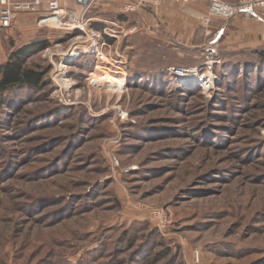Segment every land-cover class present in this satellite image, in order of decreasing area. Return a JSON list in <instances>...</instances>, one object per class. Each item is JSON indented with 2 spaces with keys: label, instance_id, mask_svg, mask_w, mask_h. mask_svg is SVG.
<instances>
[{
  "label": "rangeland",
  "instance_id": "obj_1",
  "mask_svg": "<svg viewBox=\"0 0 264 264\" xmlns=\"http://www.w3.org/2000/svg\"><path fill=\"white\" fill-rule=\"evenodd\" d=\"M39 19L0 27V64L49 43L29 60L45 86L0 103V264H264V75L226 82L220 52L205 72V52L167 58L147 33L101 68Z\"/></svg>",
  "mask_w": 264,
  "mask_h": 264
},
{
  "label": "built area",
  "instance_id": "obj_2",
  "mask_svg": "<svg viewBox=\"0 0 264 264\" xmlns=\"http://www.w3.org/2000/svg\"><path fill=\"white\" fill-rule=\"evenodd\" d=\"M164 0H131L122 8L123 14L138 13L140 11L151 10L158 13ZM182 3H192L197 0H175ZM209 4V16L205 20L209 23L211 18L220 17L226 20L234 19L237 16L256 17L259 12H264V0H240L230 3L226 0H205ZM113 0H0V27L11 28L21 14L38 15V26H51L54 30L65 33L78 32L87 42L92 43L93 52L100 62V66L105 63L114 66L118 60H114L112 55L107 53V48L112 46L105 38L120 40L147 32V28L141 29L138 26H126L123 22L113 20H95L91 15L100 12L104 7L112 5ZM52 21L51 24L47 22ZM98 23V24H97ZM102 25L97 27V25ZM221 33V32H220ZM219 33V34H220ZM206 62L205 72H213V69L220 65L222 59L214 41L205 48ZM111 62L113 64H111ZM99 66V67H100ZM175 77L179 74H192L194 70L177 67L172 69ZM150 219L158 221L162 225L166 221L164 209L153 208L150 210ZM199 253L197 252V259Z\"/></svg>",
  "mask_w": 264,
  "mask_h": 264
},
{
  "label": "crops",
  "instance_id": "obj_3",
  "mask_svg": "<svg viewBox=\"0 0 264 264\" xmlns=\"http://www.w3.org/2000/svg\"><path fill=\"white\" fill-rule=\"evenodd\" d=\"M130 1L113 0L112 5L104 7L91 16L95 20L109 19L123 22L130 27L138 26L141 31L147 28L145 33L149 37H157L156 35L161 32L170 41L186 48L195 47L197 40L202 41L201 36L203 44L200 47L206 48L210 42L220 36L216 45L223 56L233 54L248 56V53L264 49V12H259L256 17L237 16L231 20L214 17L206 23L209 4L205 0L192 3L164 0L157 14L148 9L138 13L123 14V6ZM226 1L236 3L240 0ZM24 15L27 14L18 16L16 22L18 27H21Z\"/></svg>",
  "mask_w": 264,
  "mask_h": 264
},
{
  "label": "trees",
  "instance_id": "obj_4",
  "mask_svg": "<svg viewBox=\"0 0 264 264\" xmlns=\"http://www.w3.org/2000/svg\"><path fill=\"white\" fill-rule=\"evenodd\" d=\"M100 27V25H97ZM4 30V29H3ZM69 34H79L78 32L69 33ZM2 35V34H1ZM157 37H151L152 40H160V42H165L166 50H163L162 53L167 58L176 57L179 51H184L188 54H198L200 52H205V48L200 46L203 44V38L197 40L195 47L186 48L178 45L177 43L170 41L169 38L163 33L159 32ZM149 38V36H147ZM166 39V40H165ZM109 43H113V39L105 38ZM49 48V43L43 41L40 43H34L22 47L16 48V45L12 46V52L9 54L7 60L4 63L0 64V103L9 106V102L13 100L14 94H18L22 90H32L38 91L45 86L44 78L47 74V71H44L41 68L31 67L29 65V60L34 53V51L46 50ZM147 57H155L154 61H151L147 68L156 67V64L159 66H165L163 62L158 61L159 50L154 51L151 46L147 45ZM224 67L221 75L222 78H225L226 82H229L230 78L234 76L236 78H250L254 75H259L257 78L263 77L264 71V49L257 50L252 53H248V56L244 54H233V55H224ZM173 65V64H172ZM259 66V67H258ZM226 71V72H225ZM219 74V70L216 71ZM241 75V76H240ZM249 82V81H248ZM125 240H127L125 238ZM131 240V239H130ZM127 241L126 243L132 245V241ZM152 256L147 257V260H150ZM174 259V258H173ZM153 258L147 261V264H152ZM157 261V260H156ZM155 261V262H156ZM156 264V263H155Z\"/></svg>",
  "mask_w": 264,
  "mask_h": 264
},
{
  "label": "bare ground",
  "instance_id": "obj_5",
  "mask_svg": "<svg viewBox=\"0 0 264 264\" xmlns=\"http://www.w3.org/2000/svg\"><path fill=\"white\" fill-rule=\"evenodd\" d=\"M99 67V66H98ZM101 68H102V66H101ZM186 76H187V74H186ZM106 84H115V83H118V80H117V78L115 77V78H110V80H108L107 82H105Z\"/></svg>",
  "mask_w": 264,
  "mask_h": 264
}]
</instances>
